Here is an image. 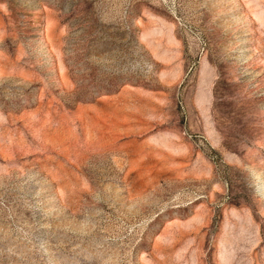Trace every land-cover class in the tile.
<instances>
[{"label": "rangeland", "instance_id": "374dc122", "mask_svg": "<svg viewBox=\"0 0 264 264\" xmlns=\"http://www.w3.org/2000/svg\"><path fill=\"white\" fill-rule=\"evenodd\" d=\"M0 264H264V0H0Z\"/></svg>", "mask_w": 264, "mask_h": 264}]
</instances>
